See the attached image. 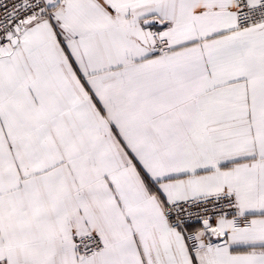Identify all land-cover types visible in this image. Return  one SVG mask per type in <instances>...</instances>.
<instances>
[{"label": "snow or ice", "instance_id": "obj_1", "mask_svg": "<svg viewBox=\"0 0 264 264\" xmlns=\"http://www.w3.org/2000/svg\"><path fill=\"white\" fill-rule=\"evenodd\" d=\"M0 264H264V0H0Z\"/></svg>", "mask_w": 264, "mask_h": 264}]
</instances>
